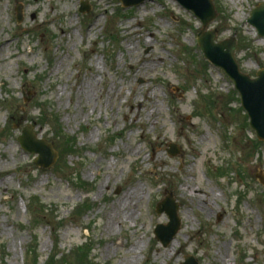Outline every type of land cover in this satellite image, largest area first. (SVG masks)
I'll use <instances>...</instances> for the list:
<instances>
[{
    "label": "rangeland",
    "instance_id": "obj_1",
    "mask_svg": "<svg viewBox=\"0 0 264 264\" xmlns=\"http://www.w3.org/2000/svg\"><path fill=\"white\" fill-rule=\"evenodd\" d=\"M212 1L206 29L234 36L255 77L264 37L247 19L264 0ZM200 30L175 0H0V264H264V141ZM25 126L53 142L52 166L20 147ZM135 187L132 216L111 221ZM170 193L181 227L164 247Z\"/></svg>",
    "mask_w": 264,
    "mask_h": 264
},
{
    "label": "water",
    "instance_id": "obj_2",
    "mask_svg": "<svg viewBox=\"0 0 264 264\" xmlns=\"http://www.w3.org/2000/svg\"><path fill=\"white\" fill-rule=\"evenodd\" d=\"M145 0H120L123 7L141 4ZM187 10L194 12L202 22V30L197 36V43L204 56L215 66L221 67L234 81L235 88L240 93L241 105L248 114L251 127L256 131L260 140H264V69L256 72V77L251 78L239 70L235 59L237 47L234 36L215 42L217 31L206 30L207 25L215 18L216 11L212 0H177ZM17 21L22 20L21 6L16 8ZM86 3L81 4V11H88ZM247 22L256 28L258 35L264 37V2L258 4L250 13ZM20 146L29 153L37 154L35 164L42 167H50L58 157L57 150L52 141L39 139L32 132L31 126H25L18 136ZM169 153H178L179 147L171 143ZM264 184V180L257 176ZM179 204L175 201L172 193L161 200L157 206L158 213H165L168 217L166 224L159 223L153 232L162 246H167L173 240L180 229L181 219L178 215ZM182 264H198L192 256H186Z\"/></svg>",
    "mask_w": 264,
    "mask_h": 264
},
{
    "label": "bare ground",
    "instance_id": "obj_3",
    "mask_svg": "<svg viewBox=\"0 0 264 264\" xmlns=\"http://www.w3.org/2000/svg\"><path fill=\"white\" fill-rule=\"evenodd\" d=\"M99 22V21H98ZM98 22L96 24H98ZM157 60H163V57L161 55H156L155 57L152 58L151 61L149 62H145L141 67H144V65H149L151 66L152 64H155ZM85 86V89H89V91L92 89L93 87V83L91 81H88V83H85L84 84ZM88 91V92H89ZM144 96H145V99L148 101V103L152 104L153 102L149 101L148 100V97H149V94L148 92H145L144 93ZM137 97L136 95H134L132 98H131V103H130V107H131V110L129 111V113H132V108L134 107V103L133 101H137ZM143 103L141 102V105ZM133 117L137 120L138 117H139V110L137 112H135L133 114ZM139 195V192H138V189L135 187L133 188L132 190H130L129 192L126 193L125 197L119 201L116 206H112V210L114 211V214L112 215L113 217H111V221L114 220V218L118 219V217H120L121 215H125V216H132V213L130 212V207L136 202L135 201V198ZM222 262H224V258L222 257L220 259Z\"/></svg>",
    "mask_w": 264,
    "mask_h": 264
},
{
    "label": "trees",
    "instance_id": "obj_4",
    "mask_svg": "<svg viewBox=\"0 0 264 264\" xmlns=\"http://www.w3.org/2000/svg\"><path fill=\"white\" fill-rule=\"evenodd\" d=\"M28 253H29V251L27 252V255H26L27 257H28ZM26 261H27V258H26Z\"/></svg>",
    "mask_w": 264,
    "mask_h": 264
}]
</instances>
